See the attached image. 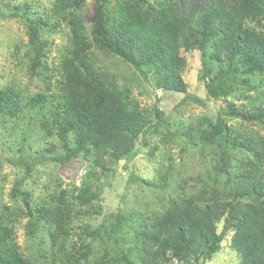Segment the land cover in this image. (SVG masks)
<instances>
[{"label": "trees", "instance_id": "1", "mask_svg": "<svg viewBox=\"0 0 264 264\" xmlns=\"http://www.w3.org/2000/svg\"><path fill=\"white\" fill-rule=\"evenodd\" d=\"M86 4L53 0L39 11L6 2L26 35L16 57L21 50L36 83L0 87V128L34 111L39 135L57 139L42 152L59 163L81 158L86 171L77 185L50 176L40 195L25 175L12 181L11 203L0 199V264H205L226 238L240 264H264V0H93L89 24ZM193 50L201 97L183 78ZM157 90L183 93L178 106L218 107L172 121ZM159 134L160 143L182 140L202 171L170 184L171 161L153 179L131 170L156 190L152 204L106 210L102 184L114 166L127 168ZM16 162L31 173L34 158ZM23 220L25 249L15 231Z\"/></svg>", "mask_w": 264, "mask_h": 264}, {"label": "rangeland", "instance_id": "2", "mask_svg": "<svg viewBox=\"0 0 264 264\" xmlns=\"http://www.w3.org/2000/svg\"><path fill=\"white\" fill-rule=\"evenodd\" d=\"M21 0H0V87L13 81L20 82L21 85L35 89V79L27 76L24 63L22 62L23 52L19 50V58L16 57L14 44L19 40H26L23 27L15 17L9 15L10 9L6 2L17 3ZM32 9L41 11L43 7L51 6L53 0H26ZM93 0H87L86 7L81 11V15L86 24H89L92 15ZM66 29V28H65ZM67 30V29H66ZM56 44L60 45L64 41L62 33L56 34ZM54 54V52H53ZM187 64L183 73L184 81L188 88L199 97L203 96V91L199 87L197 74L200 69L199 54L196 50L185 53ZM123 70V66H119ZM120 73V72H119ZM130 75V74H129ZM136 91H134L135 93ZM183 93L173 91H156V99L159 107L172 121H180L184 124L194 120L198 115L214 114L218 104L214 100H207L206 105H201L197 101H189L180 106L178 102ZM141 103L149 105L155 100L153 97L141 95ZM38 115L34 111H25V115L17 123L9 122L5 129L0 128V174L5 176V180L0 183V199L11 203L7 195L8 190L15 178L25 175V187L35 195L44 193L43 183L47 178L57 174L66 184H79L82 175L86 171V161L81 158H71L66 163H59L50 158L53 152L43 148L55 145L56 138H42L38 127ZM24 140L21 141V137ZM161 136L155 135L149 146H142L133 161L123 168V162L119 161L114 167L116 173L107 182L102 184V198L106 210H113L117 206L124 205L132 209H141L146 205H151L154 199V191L150 190L143 183L133 181L129 177L130 171H134L140 177L153 179L157 171L163 168L168 161L172 162L170 184H174L181 179H187L191 174L196 175L202 171V165L198 162V156L190 149H180L182 140L175 138L173 143L163 140ZM141 142H138L139 145ZM156 143L158 148L151 154L150 146ZM54 149V148H53ZM40 152V153H38ZM55 153V149H54ZM29 156L34 158V165L31 173L27 174L17 163V159ZM192 181L189 180V183ZM22 221L15 227L16 240L25 249L26 236ZM228 237V236H226ZM222 248L209 258L205 264H240L239 256L229 248L228 238L223 239ZM26 251V250H23Z\"/></svg>", "mask_w": 264, "mask_h": 264}]
</instances>
